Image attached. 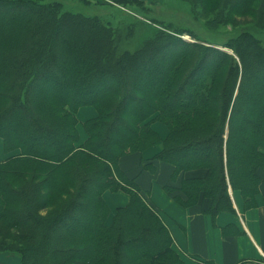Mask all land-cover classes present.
<instances>
[{
  "label": "trees",
  "instance_id": "16d2710c",
  "mask_svg": "<svg viewBox=\"0 0 264 264\" xmlns=\"http://www.w3.org/2000/svg\"><path fill=\"white\" fill-rule=\"evenodd\" d=\"M129 1L139 0H108ZM182 1L203 30L165 25L121 49L112 25L89 13L93 0H0V138L12 154L0 158V251L25 264H186L120 166L122 156L160 141L155 158L180 176L182 204L204 201L214 224L223 212L238 214L237 191L245 210L257 206L264 0ZM53 82L57 92L43 88ZM84 105L98 114L83 122L88 137L79 143ZM154 121L168 127L164 139ZM106 190L130 195L109 224Z\"/></svg>",
  "mask_w": 264,
  "mask_h": 264
},
{
  "label": "crops",
  "instance_id": "0c3cea01",
  "mask_svg": "<svg viewBox=\"0 0 264 264\" xmlns=\"http://www.w3.org/2000/svg\"><path fill=\"white\" fill-rule=\"evenodd\" d=\"M96 115L94 106H81L77 113L80 122L78 127ZM163 124L160 121L152 123L161 139L169 132L166 124V127ZM85 138V132L80 130L79 143L84 142ZM161 144L160 141L143 151L122 156L120 166L129 177L135 179L141 192L156 207L174 237V248L185 263L205 264L211 261L214 264H264V179L260 193L256 196V207L245 210L243 197L237 191L234 193V202L238 214L223 212L217 216L214 224L212 217L203 212L204 201L185 206L176 198L182 196L186 199V195L179 188L180 176L177 180L172 179L174 166L155 158L161 150ZM196 172L191 171L189 174ZM167 186L175 190L170 192ZM105 195L112 208L124 205L128 200L122 191L114 195L106 192ZM0 264L25 263L17 253L0 251Z\"/></svg>",
  "mask_w": 264,
  "mask_h": 264
},
{
  "label": "rangeland",
  "instance_id": "374dc122",
  "mask_svg": "<svg viewBox=\"0 0 264 264\" xmlns=\"http://www.w3.org/2000/svg\"><path fill=\"white\" fill-rule=\"evenodd\" d=\"M93 1L97 3L92 2L90 4L92 8L90 7L89 13L98 15L100 17H104L106 22L112 25V28L115 29V37L116 39L119 40L118 44L121 49L137 48L146 38L154 34V31L157 28L160 27L162 28L165 25L174 30L183 29L185 31L187 29H191L196 33L200 32L204 28L201 19L194 17L192 15V12L190 11L189 6L182 0H139L133 2L129 1V2H125L124 4L125 6L108 2V0H93ZM102 2L103 3L108 2V3L103 4ZM92 5H95L96 8H94ZM238 19L239 22L249 23L252 21V18L249 17H243V18L241 17ZM152 20H157V22ZM228 28H231V25H229ZM261 35L264 36V34ZM184 37H186L187 39L192 38L188 34L184 35ZM159 56L161 57V54ZM162 58L163 59L161 62L164 63L166 60V56ZM60 85L61 84L59 82H53L50 83V86L49 84L47 86L44 85L43 88L49 89V91L57 92V88ZM181 98L182 97L180 95L176 99V102L180 101ZM132 103L134 104L135 102L133 101ZM163 125L165 126V124ZM82 126L78 127L79 133L80 130L82 132L84 131L87 138L88 135L86 129L84 128L83 124ZM115 128L118 130L121 129L119 124ZM2 140L3 139L0 138V158L4 160L12 154L5 153L4 147L2 148V143H1ZM46 143L47 141L43 142V144ZM120 191L126 193V195L128 196V200L125 203L127 204L128 201L130 200V195L124 190H119V191L106 190L103 196L107 201L105 195L106 192H109L114 195L116 193H119ZM116 209L117 207L116 208L110 207V213L108 215V220H107L108 224L111 223L116 213ZM42 214H45V212H43ZM85 216L86 215H82V214H74V220L76 219L78 223H82V221L86 219ZM74 220L72 221L74 222Z\"/></svg>",
  "mask_w": 264,
  "mask_h": 264
},
{
  "label": "bare ground",
  "instance_id": "6f19581e",
  "mask_svg": "<svg viewBox=\"0 0 264 264\" xmlns=\"http://www.w3.org/2000/svg\"><path fill=\"white\" fill-rule=\"evenodd\" d=\"M1 143H2V148H3V141H1Z\"/></svg>",
  "mask_w": 264,
  "mask_h": 264
},
{
  "label": "built area",
  "instance_id": "2783aa9c",
  "mask_svg": "<svg viewBox=\"0 0 264 264\" xmlns=\"http://www.w3.org/2000/svg\"><path fill=\"white\" fill-rule=\"evenodd\" d=\"M242 221H243V219H242Z\"/></svg>",
  "mask_w": 264,
  "mask_h": 264
}]
</instances>
